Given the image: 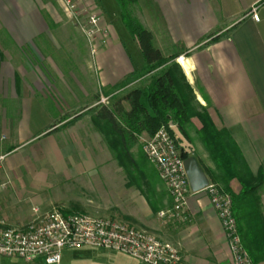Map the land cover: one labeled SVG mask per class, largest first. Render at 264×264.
<instances>
[{"label":"crops","instance_id":"1","mask_svg":"<svg viewBox=\"0 0 264 264\" xmlns=\"http://www.w3.org/2000/svg\"><path fill=\"white\" fill-rule=\"evenodd\" d=\"M92 1L99 5L101 15L109 21L106 4L102 0ZM139 1L142 8L140 20L151 31L153 44L163 56L176 54L175 60L193 87L196 107L207 110L217 127L229 130L253 175L262 171L258 193L264 214V0ZM116 6L117 3L110 10L114 12ZM63 15L57 0H0L1 96L4 94L5 97L9 92L11 96L17 95L18 78L23 77L30 62L43 58L50 62L52 68L49 69L59 78L55 81L58 83L56 90L67 107L73 106L70 102H81L96 91L109 96L117 88L140 81L144 76L145 73L131 76L136 68L145 66L142 54L138 55L137 43L133 39L128 43L137 57L133 59L113 25L105 44H97L94 52L87 44L90 49L85 46L84 56L75 54L70 44L74 37L70 35L78 26L56 20H61ZM55 29L60 30V35H56ZM83 37L86 39L84 34ZM79 45L74 47L78 50ZM67 76L72 79H66ZM129 76L123 84L116 86ZM23 84L28 87L27 82L22 81ZM55 106L60 107L56 101ZM20 108L17 134L23 140L28 138V131L33 135L29 123L37 113L33 108L38 110L43 106L22 97ZM193 121L190 137H185L177 128L188 140V145L183 146L184 141L180 138L177 140L183 144L181 149L188 150L189 145H195L189 154L196 156L209 177L205 166H210L211 162L195 135L200 122L196 117ZM91 124V142L93 150L97 151L98 142L101 137L104 139V135L92 119ZM73 136L75 139L76 133ZM104 142L106 151L110 152L105 139ZM62 151L59 148L60 154ZM68 155L64 153V156ZM71 163L76 164V161ZM65 166L66 162L63 165L66 170ZM153 169L156 171L154 166ZM123 171V166L117 164L106 166L102 171L101 181L111 192L113 201L104 211L107 215L120 217L175 243L187 264H233L224 231L205 190L189 193L186 220L163 221L157 216V210L169 204L171 197L157 171L147 183L149 176H143L139 171L145 180L137 182L146 183L144 193ZM92 173L95 175L93 179H97L98 170ZM20 215L7 212L5 218L15 222L25 218Z\"/></svg>","mask_w":264,"mask_h":264},{"label":"rangeland","instance_id":"2","mask_svg":"<svg viewBox=\"0 0 264 264\" xmlns=\"http://www.w3.org/2000/svg\"><path fill=\"white\" fill-rule=\"evenodd\" d=\"M102 1L107 6L106 13L109 18V21H106L103 18L104 15L102 16V24L108 28V38L112 33L111 25H113L115 31L120 35L119 39L127 45L133 59H136L137 57L134 56L135 52L128 45L130 40L133 39L135 41V39L122 21L119 4L114 0ZM115 2L117 6L113 12L110 9L116 4ZM53 4L57 6L55 1H53ZM128 8L130 13L141 21L142 12L139 11L142 8L140 1L131 0L128 3ZM96 10L101 13L98 4H96ZM56 20L66 21L69 24L71 22V24L78 26V28L75 27L76 31L72 30L71 32L70 36L71 38L74 37V39L70 44L75 54H81V57L82 55L84 56L86 49H90V43L83 37L82 31L80 32V25L70 19L65 13L61 20L59 18ZM54 31L56 35H60L59 29ZM75 44H80L78 50L74 47ZM85 46L88 47L85 49ZM137 52L138 55L141 54L138 49ZM54 63L59 67L57 60ZM29 64L30 66L27 67L23 77H19L17 80V95L13 94L11 96L10 92L5 97L3 96L4 94L0 95V214L6 217L7 212H14L21 214V217H25L21 220L19 219L20 221H26L34 215L32 206L37 205L40 210L58 206L65 210H81L97 216L117 217L112 214L107 215L104 212L109 208V205L113 204V201L111 192H109L106 184L101 179L103 177L102 171L106 166L121 165L115 158L113 150L110 149V152L106 151L103 137L98 142L97 151L93 150V142H91L90 137L91 116L95 113L94 106L100 104L113 106L118 103V106L128 108L129 103L125 97L126 93L133 88H143L155 70L144 72L145 74L142 73L144 76L140 78V81L127 83L117 88L109 96L96 91V93L87 95L81 102H74L75 104L70 102L73 106L67 107L56 90L58 85L56 82L59 81V78L52 74L54 72L52 69H49L52 68L50 62L43 58ZM60 69L63 70L61 65ZM139 70L141 69L136 68V71ZM66 79L72 78L67 76ZM22 81L28 83L27 88L24 85L25 83L23 84L24 86L22 85ZM21 88L23 89L22 92L20 91ZM22 97H24V100L30 99L43 106V109L38 108L37 110L33 108V112L37 111V113L30 119L31 127L28 126V128H32L33 135H30L28 131V138L23 140L21 135L17 134ZM101 97H103V100ZM55 101L60 107L55 106ZM76 113H81V117L75 122L61 127L65 121L72 118ZM172 128L175 136L184 141V145H182L187 146L188 140L181 135L174 124ZM75 133L76 137L74 139L73 134ZM150 135L148 133L138 135L132 146L134 156L139 161V166L142 167L143 176H149L146 183L156 174L153 165L147 160L142 149L144 140ZM177 142L179 146H182L179 140ZM59 148L63 150L62 154L59 153ZM192 149H195V145H189L188 151ZM64 153H69V155L64 156ZM74 160L76 164L71 163ZM64 162H66V170L63 168ZM95 169L98 170L96 181L93 179L95 175L92 173ZM125 174L126 172H124ZM113 175H116V173H113ZM143 179L140 172L136 171L134 180L131 181L130 179V182L135 183ZM146 183L143 182L141 184L140 182L138 184L142 188H146ZM164 184L166 185L165 182ZM113 194L115 195V193ZM67 205L69 207H66ZM61 263L149 264L123 250L85 244L63 248ZM0 264L44 263L38 259L27 261L22 257L3 255L0 256Z\"/></svg>","mask_w":264,"mask_h":264},{"label":"built area","instance_id":"3","mask_svg":"<svg viewBox=\"0 0 264 264\" xmlns=\"http://www.w3.org/2000/svg\"><path fill=\"white\" fill-rule=\"evenodd\" d=\"M64 13L77 24L90 43L91 51L108 40V28L96 3L89 0H57ZM253 16H257L253 13ZM103 100V97H101ZM173 123L162 124L142 144L147 160L168 188L169 204L157 210L163 220H186L187 197L192 189L184 166L182 149L171 133ZM217 214L228 242L233 264H256L243 245L232 209L230 193L209 180L203 188ZM33 216L10 222L0 215V256L14 255L27 261L62 264L65 247L98 245L128 252L149 264H187L179 247L152 231L121 218L97 216L81 210L54 206L40 210L32 206Z\"/></svg>","mask_w":264,"mask_h":264},{"label":"trees","instance_id":"4","mask_svg":"<svg viewBox=\"0 0 264 264\" xmlns=\"http://www.w3.org/2000/svg\"><path fill=\"white\" fill-rule=\"evenodd\" d=\"M116 1L122 21L145 60V66L131 76L151 70L155 72L143 88H133L126 93L128 108L118 106V103L94 106L95 113L91 116L94 125L101 130L115 158L133 181L136 171L143 172L132 151L137 136L142 132L153 134L162 124L173 123L185 137H190L189 130L194 124L193 117H196L200 125L195 128V135L211 162L210 166H205L210 181L230 193L243 245L256 264H264V214L258 193L262 171L253 175L229 130L217 127L207 110L196 107L193 87L175 60L176 54L162 55L153 44L151 31L130 13L128 3L131 0ZM80 114H75L61 127L71 124ZM171 133L177 141L173 128ZM188 154L189 151L182 148V155ZM137 186L145 192L141 185L137 183Z\"/></svg>","mask_w":264,"mask_h":264},{"label":"water","instance_id":"5","mask_svg":"<svg viewBox=\"0 0 264 264\" xmlns=\"http://www.w3.org/2000/svg\"><path fill=\"white\" fill-rule=\"evenodd\" d=\"M184 166L190 188L193 191L202 189L209 182V177L201 167L196 156L193 154H188L184 157Z\"/></svg>","mask_w":264,"mask_h":264}]
</instances>
